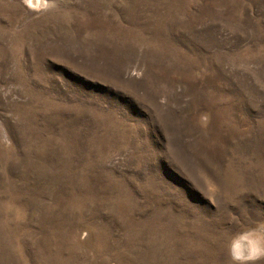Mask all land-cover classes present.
<instances>
[{
    "label": "rangeland",
    "instance_id": "obj_1",
    "mask_svg": "<svg viewBox=\"0 0 264 264\" xmlns=\"http://www.w3.org/2000/svg\"><path fill=\"white\" fill-rule=\"evenodd\" d=\"M34 1L0 0V264L264 236V0Z\"/></svg>",
    "mask_w": 264,
    "mask_h": 264
},
{
    "label": "clouds",
    "instance_id": "obj_2",
    "mask_svg": "<svg viewBox=\"0 0 264 264\" xmlns=\"http://www.w3.org/2000/svg\"><path fill=\"white\" fill-rule=\"evenodd\" d=\"M31 7V0H23ZM241 240L244 241L241 244ZM228 264H257L264 260V236L255 231H244L234 234L227 245Z\"/></svg>",
    "mask_w": 264,
    "mask_h": 264
},
{
    "label": "bare ground",
    "instance_id": "obj_3",
    "mask_svg": "<svg viewBox=\"0 0 264 264\" xmlns=\"http://www.w3.org/2000/svg\"><path fill=\"white\" fill-rule=\"evenodd\" d=\"M32 1H33V2H35L34 0H32ZM36 2H37V1H36ZM240 242H241V244H243V243H244V241H243V240H241Z\"/></svg>",
    "mask_w": 264,
    "mask_h": 264
}]
</instances>
